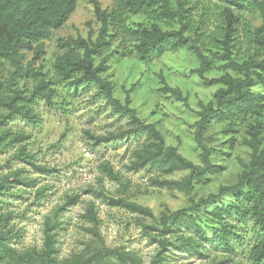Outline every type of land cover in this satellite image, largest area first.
<instances>
[{
	"label": "trees",
	"instance_id": "16d2710c",
	"mask_svg": "<svg viewBox=\"0 0 264 264\" xmlns=\"http://www.w3.org/2000/svg\"><path fill=\"white\" fill-rule=\"evenodd\" d=\"M86 1L100 23L97 37L92 32L87 38L57 37L48 59L47 42L65 27L79 0H0V155L9 154L8 164L21 162L51 171L35 164L32 133L15 129L10 122L19 117L39 125L42 119L37 107L41 102L67 112L70 94L94 88L95 97L103 98L129 124L127 130L107 137L86 130L89 139L103 144L125 137L142 138L141 146L132 151V170L147 166L161 175L189 172L181 180H154L158 186L191 195V205L150 227L157 234L153 239L160 238L153 264L181 263L192 256L212 264H264V0H114L110 9L103 8L99 0ZM183 49L198 62L190 75L201 86L217 87L212 99L200 101L193 110L190 133L198 151L197 162L185 157L176 145H168L157 125L142 119L132 106V93L141 79L131 89H124L121 100L109 72L113 61L135 58L148 65ZM159 79V93L189 106L180 88L171 86L162 74ZM216 126L228 136L221 144L223 150L207 143V133ZM240 127H244L242 145L248 159H240L236 182L196 199L197 187L225 169L214 155L235 147ZM99 168L111 181L122 183L124 177L110 162ZM17 184L31 188L36 179L26 176L23 168L0 173V264H58L56 231L63 225L64 207L77 198L67 197L64 206L45 217L42 249L20 250L13 246L20 238L12 225L15 213L3 206ZM47 189L43 186L36 191L38 199L46 196ZM100 196L113 207L153 215L151 209L126 199L103 192ZM85 218L98 223L93 202L87 205ZM246 225L255 236L240 255L245 236L241 227ZM113 256L126 264L135 263L126 253L106 248L69 264H96Z\"/></svg>",
	"mask_w": 264,
	"mask_h": 264
},
{
	"label": "rangeland",
	"instance_id": "374dc122",
	"mask_svg": "<svg viewBox=\"0 0 264 264\" xmlns=\"http://www.w3.org/2000/svg\"><path fill=\"white\" fill-rule=\"evenodd\" d=\"M99 1L103 8L110 9L114 5V0ZM93 10L86 0H79L76 11L65 27L55 33L52 41L47 42L46 58L50 59L53 55L57 37L87 38L90 32L93 38L97 37L100 23ZM197 65L195 55L183 49L166 53L148 65L135 58L113 61L109 71L116 85V96L121 100L125 98L124 89H131L141 79L140 85L132 93V106L142 119L157 125L168 145H176L185 157L194 162L198 161V151L190 133L195 119L193 110L197 109L200 101L212 99L217 89L216 86H201L198 78L190 75V70ZM159 74L171 86L182 90L188 97L189 106L158 92L161 87ZM95 91L89 88L70 94L67 112L57 106L50 108L41 102L37 107L42 119L39 125H32L19 117L10 122L13 128L32 133L30 148L36 154L35 164L52 169L42 172L21 162L8 164L9 154L0 155V173L23 168L26 176L36 179L34 187L17 184V188L6 196L3 206L15 213L12 225L20 235L13 241V246L20 250L42 249L45 217L57 207L64 206L67 197L75 196L76 202L64 207V217L61 219L63 225L56 231L58 264L82 261L106 248L126 253L135 259L134 264H153L160 248V238L153 239L157 234L150 227L159 224L171 212L191 205V195L158 186L154 180H181L189 172L161 175L156 169L147 166L138 171L132 170L129 167L132 151L141 146L142 138L125 137L103 144L89 139L84 132L86 130L94 136L107 137L127 130L129 124L126 117L114 114L103 98L95 97ZM220 130L221 126H216L206 135L209 146L217 150L223 148L221 144L228 138ZM243 136L244 127H240L239 133L235 135V147L214 155L225 169L220 175L197 187L193 195L196 199L216 192L222 185L236 182L242 168L240 159H248L247 150L242 145ZM106 162H110L121 173L124 177L122 183L111 181L100 170V165ZM43 186H48L46 196L38 199L36 191ZM22 190H27V193ZM102 192L149 208L153 215L113 207L100 196ZM90 202L94 203L98 223L85 218V210ZM241 229L245 236L243 247L239 246L240 255L255 236L250 225ZM96 264L126 263L113 256ZM176 264L212 262L192 256L189 261Z\"/></svg>",
	"mask_w": 264,
	"mask_h": 264
}]
</instances>
